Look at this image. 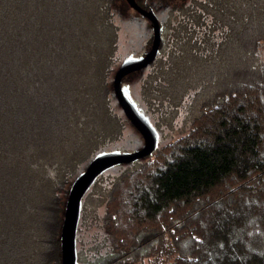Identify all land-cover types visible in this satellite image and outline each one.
Wrapping results in <instances>:
<instances>
[{"label":"trees","instance_id":"1","mask_svg":"<svg viewBox=\"0 0 264 264\" xmlns=\"http://www.w3.org/2000/svg\"><path fill=\"white\" fill-rule=\"evenodd\" d=\"M122 1L0 0V264H61L72 184L137 132L113 90ZM154 13L158 53L122 82L159 137L183 135L96 177L75 262L264 264V0Z\"/></svg>","mask_w":264,"mask_h":264},{"label":"water","instance_id":"2","mask_svg":"<svg viewBox=\"0 0 264 264\" xmlns=\"http://www.w3.org/2000/svg\"><path fill=\"white\" fill-rule=\"evenodd\" d=\"M125 1L131 9L147 18L151 23L153 30V45L150 52L146 53V55L135 57L134 54H130L123 61L113 79V90L126 119L139 133L145 144L140 151L131 155H120L111 152L100 153L90 161L86 169L76 178L68 193L63 224L61 227V264H76L75 238L81 201L85 193L93 185L96 177L110 167L146 157L152 154L155 148H157V141L159 139L158 132L150 124L148 119L138 111L136 104L130 98L129 88L126 86L122 87V80L128 75L144 69L154 60L158 53L160 42V26L151 10L145 12L136 5L134 0Z\"/></svg>","mask_w":264,"mask_h":264},{"label":"rangeland","instance_id":"3","mask_svg":"<svg viewBox=\"0 0 264 264\" xmlns=\"http://www.w3.org/2000/svg\"><path fill=\"white\" fill-rule=\"evenodd\" d=\"M168 1H172V0H141V2H140V0H134V2L136 3V5L139 8H141L145 12H148L151 10L153 13H154L155 9L156 10H162V4L163 3L165 4ZM123 5H125V4L122 1L121 4L119 5V13H120V18H121V21L119 22V25L121 26V31L119 33V40H118L119 57H121L120 55L122 54L120 62L124 61L130 54H135L134 56L137 57V55H136L137 52H134V50L136 48H137V50L141 51V52H139V54L142 53L143 54L142 56L146 55V53L150 52V48L153 45V30H152L151 23L148 21L147 18L140 15L135 10L131 9L128 6V4H126L127 7H125ZM148 5L150 6L151 9H149ZM140 6H145L147 9L140 7ZM154 15H155V13H154ZM144 29H145V32L143 31ZM148 34L150 36L152 35V39L148 40V45L150 47L146 46V38H147ZM56 51H59V50H56ZM137 72H139V71H136L134 73H137ZM134 73H132V74H134ZM126 83H127V81H123L122 87H123V85L125 86ZM126 87H128V86H126ZM99 134L100 133H98V136L95 137V138H97L96 141L100 140ZM163 135L166 139H162L161 137H159V139L157 141V148H160L163 145L171 143L172 141H174L176 138L180 137L183 134L178 135L177 131H173V134H171V135H173V137L170 135V133H167V132L163 133ZM115 143L118 144V148H114V149L111 148L109 150H112L111 153L120 154V155H131V154L137 153L138 151H140L144 147V144H145L142 137L137 132H136V134H127L126 133L125 137L123 135V139L121 141H117ZM152 154H153V152H152ZM152 154H150V155H152ZM147 159H148V157L146 156V157H143L139 160H135V161L128 162V163H123L121 165V167H127L130 165H135L137 163L141 164L142 162L146 161ZM117 166H119V165H117ZM113 167H115V166H113ZM113 167H110V168H113ZM105 171H109V168L106 169Z\"/></svg>","mask_w":264,"mask_h":264},{"label":"bare ground","instance_id":"4","mask_svg":"<svg viewBox=\"0 0 264 264\" xmlns=\"http://www.w3.org/2000/svg\"><path fill=\"white\" fill-rule=\"evenodd\" d=\"M125 78V77H124Z\"/></svg>","mask_w":264,"mask_h":264}]
</instances>
